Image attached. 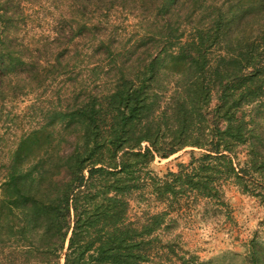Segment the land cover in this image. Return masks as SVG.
I'll list each match as a JSON object with an SVG mask.
<instances>
[{
    "label": "trees",
    "instance_id": "obj_1",
    "mask_svg": "<svg viewBox=\"0 0 264 264\" xmlns=\"http://www.w3.org/2000/svg\"><path fill=\"white\" fill-rule=\"evenodd\" d=\"M23 1L0 0V264H146L170 213L134 220L132 193L219 201L222 177L246 188L241 145L264 188L244 111L264 99V0H52L37 44ZM186 148L190 171L152 175ZM244 260L264 264V245Z\"/></svg>",
    "mask_w": 264,
    "mask_h": 264
},
{
    "label": "rangeland",
    "instance_id": "obj_2",
    "mask_svg": "<svg viewBox=\"0 0 264 264\" xmlns=\"http://www.w3.org/2000/svg\"><path fill=\"white\" fill-rule=\"evenodd\" d=\"M36 1L34 5L27 4L26 12L31 28H34L35 44L44 37L52 36V0ZM130 20L135 22L134 18ZM44 54L41 52V55ZM19 104L20 108H15L11 117L19 110L23 112L30 101ZM215 104L216 101L208 112H212ZM244 111L259 137L258 147L264 152V99L246 106ZM24 113L21 120L16 119L15 127L18 128L14 127V130L9 131L11 133H4V148L6 144L13 142L16 134L33 126L34 123L29 121L32 119L31 112ZM0 125V132H8L1 123ZM190 152L191 148H186L168 159L157 158L151 166L152 175L166 181L172 180L171 173H179L185 169L190 171ZM250 152L251 144H246L239 146L235 155L236 164L245 169L244 186L247 189L239 186L233 177H222L219 183L222 184L223 196L219 201L209 198L199 200L189 195H181L179 199L171 201L160 200L153 194L150 184L132 193L130 215L134 220L145 217L149 212L170 213L168 222L157 233L158 240L153 241L148 249L150 259L146 264H183L185 258H195L197 264H246L244 257L250 242L255 239L264 245V188L261 185L263 178L252 171ZM202 153L203 151L196 150L197 157ZM101 184L105 182H100ZM86 191L94 193V189L90 187L86 188Z\"/></svg>",
    "mask_w": 264,
    "mask_h": 264
}]
</instances>
